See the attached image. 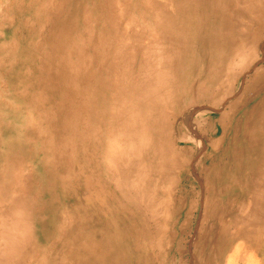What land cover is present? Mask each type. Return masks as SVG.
Wrapping results in <instances>:
<instances>
[{
	"label": "rangeland",
	"instance_id": "rangeland-1",
	"mask_svg": "<svg viewBox=\"0 0 264 264\" xmlns=\"http://www.w3.org/2000/svg\"><path fill=\"white\" fill-rule=\"evenodd\" d=\"M243 4L0 0V264L197 263L196 241L211 224L203 219L204 179L177 181L146 160L162 156L153 137L187 136L188 127L178 123L192 104L221 107L197 114V120L217 121L232 105L237 116L259 100L264 74L252 80L264 68V14L262 21L244 20ZM170 111L183 119L176 115L172 124ZM194 142L179 145L193 148L197 162L207 149ZM114 166L128 177L120 178ZM127 169L140 179H131ZM115 170L119 186L107 180H116ZM123 183L130 198L119 193ZM140 184L143 191H135ZM133 198L140 201V216ZM151 214H158L154 221ZM250 244L236 249L254 246L250 255L259 258L251 261L252 249L241 246L232 252L233 264L246 255L250 264H264L261 248Z\"/></svg>",
	"mask_w": 264,
	"mask_h": 264
},
{
	"label": "bare ground",
	"instance_id": "bare-ground-1",
	"mask_svg": "<svg viewBox=\"0 0 264 264\" xmlns=\"http://www.w3.org/2000/svg\"><path fill=\"white\" fill-rule=\"evenodd\" d=\"M243 2H244L243 5H245V7L242 9L241 12H239V11L238 12L241 14V16L244 18V20H246L247 18H253L254 17L256 20L262 21V19H261L262 17L259 14H264V0H247V1L243 0ZM255 16H257V17H255ZM259 23H261V22H259ZM242 24L245 25V23H243V22H242ZM243 25L241 27H243ZM241 27L238 29H241ZM259 28H261V27H259ZM237 34H239V32ZM262 74H264V68H260L258 70H255V80H252V81H254L253 83H256L257 78H258V82H259L260 81L259 77ZM263 79H261V81L259 82L260 83L259 85L260 86L263 85V87L261 86V88H260V86H259V88H258L259 90L257 91V93L261 92V94L259 96V100L255 101L254 104H252L247 109H244L242 111V113L238 114L237 116H234V114H233V112L235 113L236 110L235 109L232 110V108L234 107L232 105L231 109H230L231 113H229V114H228V112H226L227 114L223 113L221 118L219 120L217 119V121H215L214 119L209 118V117H207L208 119L197 120L198 115H205L206 113H210V112L213 113V112L217 111V109L219 110L221 107L214 106V104H212V103L208 104V106L207 105L203 106V104H200V105L199 104L198 105L192 104V106L194 108L191 107L188 111H186L185 116L182 115L184 117V119L180 115V113H179V115L177 114V112L172 113L170 111L171 114L169 113L170 115H172L173 118L175 117L174 122H172V124H175V120L177 119L176 115H178V117L180 116L183 119L181 122L178 123V128L182 130L185 126L188 127V133H187L186 137L179 136V134H177L178 137L177 136H176V138L174 137L175 139L168 138L166 136V134L165 135L163 134L162 136H160V138L159 137H153V140L158 141L159 145L161 146V149L160 150L157 149V150H159V152L161 153L162 156H161V159L159 160V162H152V161H154V159L153 160L149 159V161L146 160V162H149V164L156 163L157 166L155 165V167H158L157 172L160 171L166 177L171 175L170 177H173V179H176V180L187 178V177L189 179H191V178H193L192 175H194V177L197 176V179L199 178L198 176H200V178L204 179V186H205L204 188L206 189L207 199L205 201L206 202L205 207H204L205 215H203L204 216L203 219H205L206 221L207 220L210 221L211 224H209L208 228H206V230L204 231V235H205L204 238L201 237L199 239V241H196V243L197 242L198 243L195 246H197V245L198 246L196 249V256H194L197 259L196 260L197 263H195V264H233L232 263L233 260L231 261V258H232L231 255L234 253L235 250L238 251L239 247L241 249L242 245L238 246V249H236V244H239L241 242H249V243H251L250 245H252V246L256 245V248L258 245L261 248V251L264 253V83L262 82V81H264ZM252 81H250V82H252ZM198 85H200V87H201V84H198ZM250 88H251V86L249 87V89ZM252 97H254V96H252ZM235 98H237V97H235ZM246 99L248 100V97ZM237 101H238V99H237ZM244 101H245V99H244ZM241 102H242V100H241ZM241 102L238 104L242 105L243 102L242 103ZM245 103H247V102L245 101ZM244 105H242V107ZM197 106H200L201 108H197ZM236 106H237V103H236ZM222 107H224V106H222ZM241 109H243V108H241ZM184 110H187V109H184ZM139 130H142V128ZM35 132H36V130H35ZM171 132H173V129L170 131V133ZM140 134H143V132H141ZM144 134H146V133H144ZM136 135H138V132ZM140 137H142V135H140ZM128 139H130V138H127V140ZM149 139H147V142H150V141H148ZM187 139L191 140V141L195 140V142H194L195 146L200 145L202 152H203L204 148L207 149V154L203 158V160H199L196 162L194 159L195 154L191 152L193 148L191 149L190 146L189 147L188 146L183 147V146L179 145L180 141H186ZM143 140H146V139H143ZM168 140L170 141V145L166 143ZM134 141H136V140H134ZM130 142H132V141H130ZM137 142L139 144V142H140L139 137L137 139ZM142 142H141V145H142ZM127 143H128V141H127ZM131 144L135 145L134 142ZM150 144H151V142H150ZM150 144H146V142H145V144H143V146L146 147L145 145H150ZM134 145H133V147H134ZM106 146H105V148H106ZM147 147H149V146H147ZM120 150H122V149H120ZM136 151H138V148ZM140 151H142V148L140 149ZM149 151L150 150H148V152ZM142 153H144V155H145V152H142ZM142 153H141V155H142ZM133 155H135V154L133 153ZM148 156H151V155H148ZM118 157H119V155H118ZM129 157H131V155ZM122 158H124V157L122 156ZM118 159H120V158H118ZM138 159H141L140 156ZM141 160H143V159H141ZM123 161H121V162H123ZM138 161L139 160H137V162ZM137 162H135V163H137ZM146 162H145V164H146ZM104 163L109 164V161H108V163H106V162H104ZM141 164H143V162ZM123 165H125V164L123 163ZM123 165L119 164L118 166L123 167ZM130 165H131V163H130ZM137 165H139V164H137ZM119 167H118V169H119ZM132 167L137 168L138 166L134 165L132 162V166L130 168H132ZM103 168H104V166H103ZM115 168H116V170H118L117 166ZM136 168H135V171L138 170V168L137 169ZM145 168H146V165L144 167V170H146ZM113 169L114 168H112V170ZM128 169L125 170L128 173L134 171V169L133 170L130 169L131 171L129 170L130 171L129 172ZM107 170L105 171L106 173H107ZM116 170L113 171V174H112L113 176H116L117 173H115V172L121 171V168L118 171H116ZM142 170H143V168H142ZM196 172L198 173V175L196 174ZM122 173H124V174H122ZM125 173L126 172L121 171L119 173V176L121 174L125 176ZM134 173L135 172H133V174ZM144 173L146 174V172H144ZM109 174H111V173H109ZM130 174H132V173H130ZM133 174L129 175L131 177V179H132V176H133V178L136 176L138 179H140L137 176V174L136 175H133ZM107 175H105L104 178H106V177L108 178ZM112 175H109V176H112ZM122 175L120 178H122V177L124 178V176H122ZM140 175L141 174H139V176ZM145 176H147V175H145ZM151 176H149L150 181L153 180V179H151L152 178ZM117 177H118V174H117ZM117 177H115L116 180H114V181H112L113 179H111V180L107 179V180L111 181V183H113V185H114V183L119 181V177L118 178ZM170 177H169V179H170ZM141 178H142V176H141ZM117 179H118V181H117ZM122 179H120V180H122ZM138 179H135V180H137L139 182ZM169 179H167V180H169ZM173 179H172V181H173ZM197 179L195 178V183L197 182ZM167 180H166V182H168ZM16 181H17V179H16ZM127 182L129 183L130 181L128 180ZM140 182L144 183L143 179ZM119 183L121 184V181H119ZM119 183H116V185L119 186L118 185ZM176 183H178V182H176ZM125 184H126V182H125ZM125 184L123 183V185H125ZM131 184H129V185H131ZM197 184L199 185V183H197ZM123 185H121L120 188L118 187L120 189L119 190L120 192L119 191L118 192L122 194L121 197H123V195H124L125 198H126L125 195L127 194V198H128V195L130 193L128 194V191H126L127 192L126 193L125 190L121 191L123 188H126L128 186L125 185V187H124ZM133 186L136 187L134 189L136 191L142 187V184H140L139 187H138V185H136V186L133 185ZM174 186H175V184H174ZM143 187H145V185ZM130 188H131V186H130ZM145 188H143V189H145ZM115 189H116V187H115ZM145 190H144V193H145ZM152 190H150V191L152 192ZM169 190H171V188ZM131 191H132V189L129 190V192H131ZM141 191H143V190H140V192ZM166 191H167V193L169 192L168 190H166ZM124 192H125V194H123ZM137 192H139V191H137ZM153 192H155V190ZM139 193H136V195L131 194L132 195L131 197H133V195H134L135 198L137 196L138 200H142V199H139L140 194H141V193L140 194ZM141 196H142V194H141ZM151 196H148V197H151ZM129 198H130V195H129ZM145 198H146V196H145ZM137 199L136 200L134 199L135 202H133L135 204L134 209H135L136 213H138V215L140 216V214H142V213L137 211V209L138 210L140 209L138 206V202L140 203V201H138ZM125 200L130 201L129 199H125ZM214 200L216 203L215 206L213 205ZM166 201H167V199L165 201L163 199L160 202L165 203ZM168 201H169V199H168ZM147 202H142V203L143 204L146 203V205L149 204L148 206H150V203L149 202L147 203ZM160 202H158V204ZM164 203H162V204H164ZM128 204H130V203H128ZM143 204H141V205L143 206ZM167 204H169V203H167ZM141 205H140V207H141ZM146 205H144V206L146 207ZM155 205H156V207H160L159 205L157 206V204H155ZM148 206L146 207L147 209H148ZM161 206H164V205H161ZM156 207L153 209V205H152V207L150 208V209H152V211H154L153 216L155 213V209H157ZM143 210L145 211L146 209H143ZM159 211H160V209H159ZM161 212H160L161 213L160 215L163 216V211H161ZM147 213H150V212H147ZM175 213H177V212H175ZM143 214H146V212ZM211 215H213V216L210 217ZM153 216L151 214L152 219L153 218L155 219V217L158 216V214H156L155 217H153ZM171 216L172 215H170V217ZM163 217H166V216H163ZM170 217H168L167 220H169ZM154 219H153V221H154ZM157 220H155V221H157ZM170 220H171V218H170ZM165 221H166V219H165ZM165 221H163V224L165 223ZM206 221H204V222H206ZM157 222L160 223V221H157ZM157 222H156V224H157ZM143 224L145 225V222ZM206 224H207V222H206ZM206 224H205V226H206ZM201 226L203 227V225H201ZM157 228H161V227H157ZM161 230L160 231L158 230V231L161 232ZM159 232L157 233L158 235H159ZM161 233L163 234V231ZM164 234H165V232H164ZM201 236H203V234ZM159 238H160V235L158 236V240H159ZM162 238L164 239L165 237H163V235H162ZM202 238H203V240H202ZM162 240L160 239V242ZM201 240H202V242H201ZM164 241H162V242H164ZM246 244L248 245V243H246ZM247 245H244V246H247ZM244 246H242V247L244 248ZM249 248L252 249L251 252H249V255H250V253L252 254L254 246H253V248L248 247V249ZM244 249H247V248L245 247ZM146 250H149V249H146ZM162 251L164 252L163 249H162ZM245 251L247 252V250H245ZM246 252H244V253H246ZM162 253H161V255H162ZM165 253L166 252H164V254ZM179 253H181V252L179 251ZM239 253H237V256L240 255ZM146 254L148 255V253H146ZM149 254L151 255V253H149ZM152 254L154 255V253H152ZM180 255H182V254H180ZM165 256H163V257H165ZM243 257H244V255H243ZM246 257H247V255H246ZM246 257L242 258L244 261L239 260L241 263L236 262V260L238 259V257H237L234 264H250V262L245 260V259H247ZM253 257H255V255L254 256L250 255L251 261H252ZM250 258H248V259H250ZM255 258H259V257L256 256ZM234 259H235V257H234ZM150 260H151V258H150ZM256 261H258V260H256ZM149 263H151V262H149ZM160 263H161V260H160ZM258 263L260 264V261H258Z\"/></svg>",
	"mask_w": 264,
	"mask_h": 264
}]
</instances>
